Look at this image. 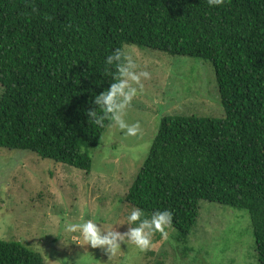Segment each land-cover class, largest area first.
I'll return each instance as SVG.
<instances>
[{
  "label": "trees",
  "instance_id": "obj_1",
  "mask_svg": "<svg viewBox=\"0 0 264 264\" xmlns=\"http://www.w3.org/2000/svg\"><path fill=\"white\" fill-rule=\"evenodd\" d=\"M126 44L209 62L224 115L163 116L125 202L171 210L185 242L201 200L246 209L264 264V0H0V147L90 172L111 121L87 111ZM0 264L48 263L0 239Z\"/></svg>",
  "mask_w": 264,
  "mask_h": 264
},
{
  "label": "rangeland",
  "instance_id": "obj_2",
  "mask_svg": "<svg viewBox=\"0 0 264 264\" xmlns=\"http://www.w3.org/2000/svg\"><path fill=\"white\" fill-rule=\"evenodd\" d=\"M125 55L150 73L142 78L127 111V136L112 123L97 147L90 149V172L28 150L0 147V239L18 240L40 252L48 264H260L249 211L201 200L188 241L176 229L167 240L153 237L152 250L130 242L113 256L83 241L65 227L81 218L98 219L121 233L132 206L125 195L137 176L157 133L160 119L171 114L222 117L224 109L212 65L202 59L172 56L126 44ZM3 86L0 83V96ZM176 231V232H175Z\"/></svg>",
  "mask_w": 264,
  "mask_h": 264
},
{
  "label": "clouds",
  "instance_id": "obj_3",
  "mask_svg": "<svg viewBox=\"0 0 264 264\" xmlns=\"http://www.w3.org/2000/svg\"><path fill=\"white\" fill-rule=\"evenodd\" d=\"M228 0H207L209 7H223ZM117 49L112 55L105 57L106 66L117 65L119 76L111 83L107 91H102L94 97L95 108L87 111L89 120L96 125L104 127V121L110 120L113 126L118 127L127 136H136L140 127L139 124H129L125 117L127 111L136 97L138 91L143 90L141 83L143 79H149L147 71H137L138 65L130 56L124 57ZM100 111L97 112L96 108ZM129 225L127 231L121 233L112 227H105L98 219H83L71 223L65 227L70 233L79 232L83 241L93 248H101L109 255H115L122 244L131 243L141 252L152 250L154 247L153 237L160 233L162 238L167 240L169 230H172L173 212L168 209L156 210L151 215H146L144 209L133 206L126 216L124 222H117L115 225Z\"/></svg>",
  "mask_w": 264,
  "mask_h": 264
}]
</instances>
